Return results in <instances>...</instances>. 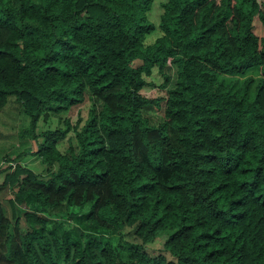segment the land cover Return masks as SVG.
Segmentation results:
<instances>
[{
	"label": "trees",
	"instance_id": "1",
	"mask_svg": "<svg viewBox=\"0 0 264 264\" xmlns=\"http://www.w3.org/2000/svg\"><path fill=\"white\" fill-rule=\"evenodd\" d=\"M8 95L55 167L3 171L0 264H264V0H0Z\"/></svg>",
	"mask_w": 264,
	"mask_h": 264
},
{
	"label": "rangeland",
	"instance_id": "2",
	"mask_svg": "<svg viewBox=\"0 0 264 264\" xmlns=\"http://www.w3.org/2000/svg\"><path fill=\"white\" fill-rule=\"evenodd\" d=\"M160 2V0H158ZM260 2V0H257ZM158 6L154 2V10H153V16L155 19H157L158 16ZM252 31L257 35L260 36L262 34V29L259 21L254 16L252 20ZM138 61L134 60L132 64H136ZM167 72L170 75V81L169 84H171L172 79L174 77L173 73V67L170 63H168ZM152 82L154 84H157L160 81V77L155 75H151ZM150 81V83H151ZM168 84V85H169ZM142 112L145 116L148 117L149 121L156 122L158 120V114L155 112L154 108L152 107H143ZM58 115L63 116V112H57V113H50L47 117L44 119L39 118L37 120L36 127L34 128V131H38L40 129H43L45 127H56L60 125V119H58ZM27 115L23 112L21 106L18 104V102L15 100L13 95H8L7 99L0 109V170L3 172L5 170H10V163L9 162H19L20 165L26 166L30 168L33 173H35L38 177H45L47 175V172L50 169H54L55 165H51L48 167L49 169H46V164L42 163L40 161V158H38L36 155L32 153H26L25 155L20 156L18 159H14V154H16L18 151L22 152L26 148L33 145V142L31 141V138L26 136V132L24 131L27 128ZM69 134V132H67ZM64 139V138H63ZM59 140L57 142V146L59 149H61L65 144L64 140ZM9 194V191L4 186L3 189L0 190V200L4 204V210L6 214H8V210L6 208V198ZM54 225L57 226V223L55 220H51ZM60 231H63V227L59 228ZM65 232H70V230H65ZM164 238V233H159L158 236H156L153 240L148 242L147 249L151 251H155L161 247L162 241ZM110 242L112 245H115L117 243V239L115 235H111ZM124 240H126L124 237L121 238L120 242L122 243Z\"/></svg>",
	"mask_w": 264,
	"mask_h": 264
},
{
	"label": "crops",
	"instance_id": "3",
	"mask_svg": "<svg viewBox=\"0 0 264 264\" xmlns=\"http://www.w3.org/2000/svg\"><path fill=\"white\" fill-rule=\"evenodd\" d=\"M3 173H4V172L0 171V182H1L2 177H3ZM1 189H3V186H2V185L0 186V190H1ZM1 203H2V202H1Z\"/></svg>",
	"mask_w": 264,
	"mask_h": 264
},
{
	"label": "built area",
	"instance_id": "4",
	"mask_svg": "<svg viewBox=\"0 0 264 264\" xmlns=\"http://www.w3.org/2000/svg\"><path fill=\"white\" fill-rule=\"evenodd\" d=\"M9 163H10V166H13V164H14L13 162H9Z\"/></svg>",
	"mask_w": 264,
	"mask_h": 264
}]
</instances>
